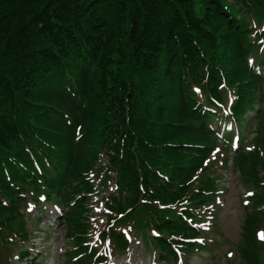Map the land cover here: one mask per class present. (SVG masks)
<instances>
[{
	"label": "trees",
	"instance_id": "1",
	"mask_svg": "<svg viewBox=\"0 0 264 264\" xmlns=\"http://www.w3.org/2000/svg\"><path fill=\"white\" fill-rule=\"evenodd\" d=\"M263 47L264 0H0V264L27 256L23 211L41 196L68 210L76 264L93 263L101 229L116 253L140 234L178 264L175 247L196 250L193 212L214 204L220 121L258 123L232 168L251 192L237 264H264ZM112 173L95 232L90 201Z\"/></svg>",
	"mask_w": 264,
	"mask_h": 264
},
{
	"label": "rangeland",
	"instance_id": "2",
	"mask_svg": "<svg viewBox=\"0 0 264 264\" xmlns=\"http://www.w3.org/2000/svg\"><path fill=\"white\" fill-rule=\"evenodd\" d=\"M255 114L256 111L250 113V118H253ZM254 124L257 125L258 123L255 121L253 126ZM259 124H264V120ZM218 126H221V123ZM253 126L244 133V136L250 140L253 135ZM232 131L235 130L233 129ZM233 157L234 154L232 152L228 153L222 150L209 161V175L220 182L217 185L219 191L214 199V202H217L218 209L215 211V206L212 205V207H207L204 211L197 213L202 216L199 219V227L203 231L199 239L201 248L197 252L194 251L187 258L185 264L238 263V245L246 211L244 208V196L249 187L243 184L241 176L239 178L236 175L238 173L234 172L232 168L234 164ZM226 160H229L227 163L228 167L224 168ZM94 202H97V199H94ZM211 211L214 212L213 215H210ZM26 213L30 232L35 238L31 239L32 246L29 249L28 259L25 261L19 260L16 256L18 253L16 250L10 257V263L72 264L71 258H65L64 254L67 249H72L73 246L68 245L64 228L58 225L62 212L59 213L52 204L43 203L39 205L29 199ZM97 213L98 210L93 208L89 217L95 219ZM101 220H98V222H101ZM98 222L96 221L94 226ZM131 237L133 242L128 254L115 256L114 259L110 260V264H164L155 259L153 253L145 247L141 235L133 234ZM228 253H232V255L229 256ZM38 254H43L46 260L33 261V258Z\"/></svg>",
	"mask_w": 264,
	"mask_h": 264
},
{
	"label": "snow or ice",
	"instance_id": "3",
	"mask_svg": "<svg viewBox=\"0 0 264 264\" xmlns=\"http://www.w3.org/2000/svg\"><path fill=\"white\" fill-rule=\"evenodd\" d=\"M247 195H251V193H248ZM245 203H247V201H245ZM257 236H258V238H259L261 241H264V231H262V232H258V233H257ZM228 255L231 256L232 253H228Z\"/></svg>",
	"mask_w": 264,
	"mask_h": 264
}]
</instances>
